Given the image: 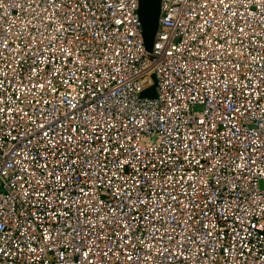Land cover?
Instances as JSON below:
<instances>
[{"label": "built area", "instance_id": "2783aa9c", "mask_svg": "<svg viewBox=\"0 0 264 264\" xmlns=\"http://www.w3.org/2000/svg\"><path fill=\"white\" fill-rule=\"evenodd\" d=\"M138 10L0 0V264H264V0Z\"/></svg>", "mask_w": 264, "mask_h": 264}, {"label": "water", "instance_id": "95a60500", "mask_svg": "<svg viewBox=\"0 0 264 264\" xmlns=\"http://www.w3.org/2000/svg\"><path fill=\"white\" fill-rule=\"evenodd\" d=\"M139 18L141 22V36L147 52H151L154 38L158 29L160 14V0H139ZM153 84L142 93V98H155V78L150 76Z\"/></svg>", "mask_w": 264, "mask_h": 264}]
</instances>
